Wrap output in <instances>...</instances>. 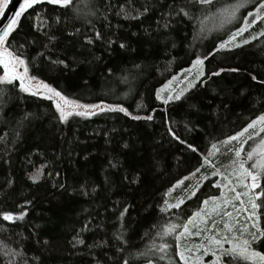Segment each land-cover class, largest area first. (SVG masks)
I'll return each instance as SVG.
<instances>
[{"label":"trees","instance_id":"trees-1","mask_svg":"<svg viewBox=\"0 0 264 264\" xmlns=\"http://www.w3.org/2000/svg\"><path fill=\"white\" fill-rule=\"evenodd\" d=\"M108 2L114 6L108 14L111 29L101 27L102 23H107L99 19L101 0H75L80 16L75 26L91 35L85 21L93 20L96 30L106 36L112 32L118 35L144 34V29L149 27L148 22L139 24L136 20L123 19L114 13L121 4L126 8H139L145 0H136L133 4H129V0ZM223 2L232 3L234 0ZM44 10L52 14L50 5L36 8L37 12ZM247 10H252L251 6ZM59 11L62 10L57 9ZM94 12L95 15L92 14ZM25 15L28 16L27 13ZM33 22V19L22 18L21 30L45 43L39 33L32 32ZM151 24L155 28L154 20ZM204 24L211 31L203 43L196 41L194 48L189 47L194 43L193 25L181 23L170 37L160 39V54L147 60L139 55V51L150 45L143 42L138 45L133 37V47L138 49L137 52L124 53L117 47L109 56L98 42L95 52L101 59L91 66L81 65L76 68L75 74L66 72L60 75L49 71L46 61L42 67L37 65L40 67L38 72L30 65V74L59 86L66 95L81 104H119L132 116L152 115L153 119L133 120L118 111H99L90 117L73 116L67 124H59L54 119L51 101L14 92L15 103L8 115L0 112V213H18L27 208L28 214L23 221L15 224L0 219V264H87L94 256L100 259L105 253L112 255L115 251L112 245L119 247L121 243L115 236L125 224V237H131L132 246L126 244L127 251L123 255L131 253L133 264H147L149 259L155 264H169L167 257H173L172 264H183L178 256H173L174 234L161 239L157 232L168 223L180 225L186 222L188 216L203 207L204 199L219 194V188L212 186L216 176L208 175V179L199 183L200 187L195 190L197 195L192 196L194 183L201 180V175L209 167L205 164L194 177L189 175L190 172L199 167L198 158L203 162L204 156L212 151V144L217 145L218 141L241 131L247 123L264 113V85L251 79V75H257L258 80L264 79V37L243 49L232 52L221 50L205 61L207 72L220 68L240 69L239 72L225 71L220 77L212 78L207 92L196 90L197 99L204 104L202 117L211 116V120L201 117V122L196 124V118H193V124L188 125L191 130H186L188 118L182 119L179 109L169 108L155 99L156 89L189 67L193 51L205 55L219 43L216 37L223 36V31L214 30L212 19ZM263 24L258 23L251 31L260 32ZM57 35L61 36L63 44L67 43L62 32L58 31ZM170 40L175 42L176 47L172 48L169 43L165 49L164 44ZM41 51L45 50L38 44L28 49V55L39 61L42 59L38 56ZM133 64H140L141 68H134ZM108 68L112 69L110 74ZM124 77L128 78V83L123 82ZM83 80H87L86 85ZM217 84L228 87L233 93L232 98L236 102L229 105L231 111L219 110V100L213 96L218 91ZM25 113H32L33 117L30 122L24 121V127H19L18 121ZM169 128L182 139L197 145L199 151L192 153L174 141ZM133 167L140 171L148 170L144 186L130 183V180L136 179V173L131 171ZM37 169L41 170V175L34 183L28 176L35 174ZM185 176L189 179L183 185L172 188L177 180ZM59 183H64L73 195H61L62 190L53 187ZM83 192L88 195L78 194ZM5 193L11 195L5 197ZM52 194H55V199ZM177 199L185 200L182 210L161 212L165 200L174 204ZM26 200H31L32 204H25ZM124 207L128 208V212L120 217ZM261 220L264 223V217ZM85 224H89V228L81 233L85 245L73 248L72 238L81 232ZM179 231L182 228H178ZM45 240L48 244H44ZM109 241L111 243L107 247H87ZM164 242L172 247L167 250L166 258L160 260L159 257L165 253L157 251L153 245L159 246ZM141 252L148 254L141 256Z\"/></svg>","mask_w":264,"mask_h":264},{"label":"snow or ice","instance_id":"snow-or-ice-1","mask_svg":"<svg viewBox=\"0 0 264 264\" xmlns=\"http://www.w3.org/2000/svg\"><path fill=\"white\" fill-rule=\"evenodd\" d=\"M10 2L11 0H0V69H2V72H0V112L8 115L12 104L15 103L13 93L18 91L19 93L34 97L40 96L51 101L54 108V119L59 124H67L69 118L73 116L90 117L96 114V110L101 112L118 111L126 116H131L133 120L145 119L151 121L153 116H132L125 107L119 104L108 105L107 108L98 104H81L77 99H71L66 95L65 91L59 86H53L45 80L39 79L37 75L30 74V65L33 66V70L38 72L40 67H37V65L42 67L44 61H46L49 71L58 72L60 75H65L66 72L75 74L76 68L81 65L91 66L101 59L95 52V46L98 42L108 52L109 56L117 50V47L124 53L137 52L138 49L133 47V37L136 38L135 42L138 45L141 42L150 45L139 51V55L147 60L160 54L162 51L160 39L170 37L181 23L193 25L194 43L189 47L194 48L196 41L203 43L204 39L207 38V33L211 31L206 29L204 22L212 19L215 22L214 30L217 32L223 31L224 34L216 37L219 43L205 55L193 51V58L189 67L182 69L183 79L178 82V77L173 76L155 90V99L169 108L179 109L183 114L181 118H188L185 124L186 130H191L188 129V125L193 124V118H196V124H199L204 110V104L197 99L196 90L201 89L207 92V86L209 82H212V78L220 77L221 73L225 71H240L239 68H220L218 71L207 72L205 61L221 50L232 52L234 49H243L244 46L264 37V31L252 35L251 39L245 37V33H248L251 27L264 22V0H234L232 3H224L223 0H145L139 8H126L121 4L119 10L114 13L115 16L136 20L139 24L148 22L149 27L144 29L143 35L134 32L118 35L116 32H112L111 35L107 36L96 30L93 20L85 21L92 33L91 35L82 31L81 27L75 26V21L80 19L75 0H17L18 8L15 9L11 17H7L6 10L9 9ZM135 2L136 0H129V4ZM42 5L52 6V14H49L46 10L37 12V6ZM249 6L252 10H247ZM113 7L108 0H101L99 19L107 22L106 24L102 23L101 27L112 28L108 20V14ZM57 9L62 11L57 12ZM29 10H32V12L30 13ZM242 10L245 11L242 12ZM26 13L28 14L27 17ZM92 14L95 15V12ZM22 18L34 20L31 25L32 32L39 33L46 41L45 43H41L36 36L24 33L21 30ZM153 20L155 21V28H152L151 22ZM68 28L72 30L67 31ZM161 29H163V32H161ZM58 31L63 33L64 39L67 41L66 44H63L61 36L57 35ZM152 41H155V44H152ZM169 43L172 48L176 47L175 42L170 40L164 44L165 49L168 48ZM38 44L45 50L38 53V56L42 58L39 61L36 57L28 55V49ZM53 56L56 58L52 59ZM133 67L139 69L141 65L133 64ZM111 72L112 69L108 68V73ZM251 79L260 85H264V79L258 80L257 75H251ZM16 82H18V85ZM123 82L128 83V78L124 77ZM83 83L86 85L87 80H83ZM217 89L218 91L213 93V96L219 100V110L231 111L229 105L236 102L232 98L233 93L228 87H221L219 84H217ZM152 111L154 112L156 109H152ZM165 111L167 112L168 108ZM32 117V113H25L18 121V126L24 127V121L30 122ZM202 118L211 120V116ZM258 124L261 125L259 131L256 130ZM215 126V123H213V128ZM168 131L174 141L184 145L192 153L199 151L197 145L182 139L172 128H169ZM262 133H264V113L247 123L241 131L218 141V143L225 146L233 141L241 142L240 147L235 149L236 159L232 161L231 172H228L227 169L224 173L219 169L213 172V176H221L227 181L223 186L234 194L231 199L225 198L222 202L217 203L218 198L216 196H209L202 201L204 207L194 211L187 217L186 222L180 225L168 223L163 226L162 231L157 232L161 239L174 234L175 248L173 256H178L179 261H182L183 264H264V228L260 226V221L264 217V183H262L264 181V138H261ZM246 134L247 139H243ZM257 139H259V143L250 146L251 150L246 153L247 159H241V154L245 151L244 145ZM211 147L217 152L219 151L216 144H212ZM229 151H232V149H229ZM69 155L71 156V152H69ZM210 155H212L211 152L204 156L203 162H200L198 158L199 167H196L189 175L194 177L205 164L211 165L208 158ZM249 161H251L250 164ZM109 163L111 164V162ZM112 167H115V165H112ZM131 171L136 173V179L130 180V183H138L140 186H144L148 170L140 171L138 168L133 167ZM40 175L41 170L37 169L35 174L28 176V179L35 183ZM56 175L59 176V172ZM232 177H235V185H233ZM125 179H128V177H125ZM188 179L189 177L185 176L183 179L177 180L172 188L183 185ZM201 179L207 180L208 177L202 176ZM212 186L221 187L220 184H212ZM53 187L58 191L62 190L61 195L64 193H68L70 196L73 195V193L68 192V187L64 183L55 184ZM199 187L198 181L196 188ZM237 187H242L244 191H237ZM78 194L88 195L87 192ZM10 195L11 193H5V197ZM52 195L55 199V194ZM191 195L196 196V191H192ZM232 200L239 201L240 205L236 209L237 215L235 217H233L232 212L221 210L232 203ZM59 203L63 204L62 201ZM25 204L30 205L32 201L26 200ZM184 204V199H177L174 204L165 200L160 210L161 212H167L171 209H181ZM233 207L236 206L233 205ZM127 212L128 208L124 207L120 212V217H124ZM240 213L246 214L243 222L240 220ZM27 214V208H22L18 213L5 211L0 213V219L15 224L17 221H23ZM217 216L220 217L219 221L215 219ZM153 227L156 226L153 225ZM87 228H89V224H85L81 232H77L73 236V248L85 245L81 233ZM178 228H182V231L177 232ZM126 230V224L118 230L115 238L121 243L119 247L112 245L115 248L112 255L107 256L105 253L100 256V259H96L94 256L95 264H101V261H103V264H133L131 253L127 256L123 255L127 251L125 245L132 246L130 244L131 237H125ZM191 236L202 237V240L198 244L185 245L181 249V239ZM110 243V241L102 242V245L94 243L87 245V247L89 249L98 246L107 247ZM44 244H48V240H45ZM153 247L157 251L165 253V255L159 257L160 260H164L167 250L172 245L164 242L159 246L154 244ZM147 254V252L139 253L141 256ZM205 257H210V259L206 260ZM167 258L169 264H172L173 257ZM93 260L88 261L87 264H93ZM147 264H154V262L149 259Z\"/></svg>","mask_w":264,"mask_h":264},{"label":"rangeland","instance_id":"rangeland-1","mask_svg":"<svg viewBox=\"0 0 264 264\" xmlns=\"http://www.w3.org/2000/svg\"><path fill=\"white\" fill-rule=\"evenodd\" d=\"M263 27H264V24L261 25L260 32L264 31ZM251 28L249 29L248 33H245V37L248 38V39H251L252 35H256V34L259 33V32H257V33L255 32L254 33L253 31H251ZM0 72H2V69H0ZM175 76L178 77V82H179V80H182L183 79L182 71H180ZM174 86H176V85H174ZM98 105H101V107H104V108H107V106H108V104H104V103H101V104H98ZM97 112H99V110H96V113ZM260 127H261V125L258 124L256 130L259 131ZM261 138H264V133L261 134ZM243 139H247V134L244 136ZM257 143H259V139L255 140V141H249L248 144H245L244 145L245 151L241 154L240 158L246 160L247 159L246 153H247V151L251 150L250 146H255V144H257ZM240 144H241L240 141H233L227 146H225V145H223L221 143L217 144V148L219 149V151L217 152L216 150L212 149V151H211L212 155H210V157H209V160L211 161V165H208L209 168H207L206 172L203 173L201 175V177L202 176H208V175L209 176H213V172L216 171V169H219L222 173H224L226 169L228 170V172H231L232 161L234 159H236V157H235V149L239 148ZM229 149H232V151H229ZM248 163L250 164L251 161H249ZM246 166H248V165L246 164ZM231 179L233 181V185H235V183H236L235 177H232ZM203 181L204 180L201 179L199 181V183H202ZM225 183H227V181L224 180L221 176H216L215 184H220L221 185V187L218 190L219 194L216 196L218 198L217 203L222 202L225 198L231 199V197L234 195L233 193H230L228 191V189L223 186ZM196 185H197V182L194 183V185L192 187V191L197 189ZM192 191H191V193H192ZM237 191L243 192L244 189L242 187H237ZM245 199H247V198H245ZM233 205H235L236 207H233ZM210 206H211V204L209 205V207ZM239 206H240L239 205V201L232 200V203L226 205L221 210L222 211L223 210H227L229 212H232L233 213V217H235L237 215L236 209ZM239 215H240L241 222H243L244 221V217H245L246 214L245 213H240ZM215 219H217L219 221L220 217L217 216V217H215ZM260 226L262 228H264V223L262 222V220L260 221ZM201 240H202V237H198V236H191V237L182 238L181 241H180L181 249H183V247L185 245L191 246L193 244H198V243L201 242ZM226 247H227V245H226ZM205 259L208 260V259H210V257H205Z\"/></svg>","mask_w":264,"mask_h":264},{"label":"water","instance_id":"water-1","mask_svg":"<svg viewBox=\"0 0 264 264\" xmlns=\"http://www.w3.org/2000/svg\"><path fill=\"white\" fill-rule=\"evenodd\" d=\"M19 4L17 2V0H11L10 5H9V9L6 10V16L7 17H11L15 11L16 8H18Z\"/></svg>","mask_w":264,"mask_h":264}]
</instances>
